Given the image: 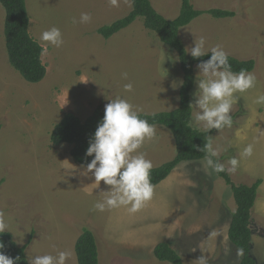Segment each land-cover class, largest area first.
Here are the masks:
<instances>
[{"label": "rangeland", "instance_id": "rangeland-1", "mask_svg": "<svg viewBox=\"0 0 264 264\" xmlns=\"http://www.w3.org/2000/svg\"><path fill=\"white\" fill-rule=\"evenodd\" d=\"M149 1L166 20L180 12L181 0ZM25 4L28 33L43 48L46 76L38 84H28L9 65L5 11L0 5V211L19 246L32 233L25 250L28 264L37 255L74 253L84 229L96 238L99 264H168L153 256L161 242L169 243L183 264H199L200 257L207 264H239L241 253L227 239L235 210L231 190L206 159L179 164L135 213L126 207L100 212L93 205L106 198L110 186L100 181L97 187L92 174L73 162L70 146H53L49 141L63 115L72 113L84 121L99 104L105 109L116 98L128 100L138 114L176 109L183 80L176 53L146 30L141 18L107 40L96 33L126 16L130 0H118L116 7L110 0H25ZM191 4L199 11H229L233 17L203 14L180 29L186 52L203 36L206 51L220 45L227 56L254 61L256 87L235 94L232 126L213 129L211 136L218 152L215 158L222 157L226 170L231 158L240 161L236 172L227 171L233 184L262 180L251 211L249 255L256 264H264V105L254 103L258 94H264V0H191ZM81 13H89L91 21L79 23ZM52 27L60 29L64 44L47 45L45 50L40 36ZM123 72L128 73L127 80L121 78ZM197 75L195 65L191 103ZM129 82L133 91L125 92L123 85ZM197 111L192 108L191 121ZM190 126L206 132L203 124ZM145 143L151 151L156 144V167L175 156L173 138L164 127L156 126V140ZM249 144L253 155L241 157ZM66 264H77L75 254Z\"/></svg>", "mask_w": 264, "mask_h": 264}, {"label": "trees", "instance_id": "trees-1", "mask_svg": "<svg viewBox=\"0 0 264 264\" xmlns=\"http://www.w3.org/2000/svg\"><path fill=\"white\" fill-rule=\"evenodd\" d=\"M130 1L131 10L126 16L98 28L96 33L102 39L107 40L128 28L136 19L141 18L143 27L155 33L162 44L176 53L183 76L176 109L152 115L138 114L141 119H146L150 124L166 128L175 145L174 158L151 169V183L156 187L166 180L179 164L204 160L206 156L203 151L204 144L207 142V137L214 133L213 130L200 132L191 128L192 108L189 106L190 92L194 85V67L201 60L209 59L211 54L208 53L204 57L193 59L191 55L187 54L180 40L179 31L203 14L214 19H227L233 17V13L220 9L199 11L193 8L191 0H181L178 16L173 20H166L153 9L149 0ZM0 5L5 11L3 36L8 63L25 82L38 84L46 76V67L42 62L43 48L28 33L29 18L25 0H0ZM228 62L234 72H239L241 69L251 72L254 68L253 60L242 61L228 56ZM103 115L102 104H99L84 121L72 113L63 115L50 133V143L53 146H70V156L73 162L86 168L87 163L93 158L85 155L89 139L94 134ZM198 148L200 150H197ZM214 159L222 161V157ZM216 176L230 188L235 205L227 230V239L241 253L239 264H256L249 255L250 219L262 180L258 179L251 185H235L229 178L227 170L216 173ZM32 238L31 233L28 242L19 246L10 233H0V243L4 245L0 251L13 259L18 257L16 264H28L25 250ZM74 254L77 264H99L97 241L91 230L84 229L78 236L74 244ZM153 256L159 262L183 264L178 253L166 242H161L154 247Z\"/></svg>", "mask_w": 264, "mask_h": 264}, {"label": "clouds", "instance_id": "clouds-1", "mask_svg": "<svg viewBox=\"0 0 264 264\" xmlns=\"http://www.w3.org/2000/svg\"><path fill=\"white\" fill-rule=\"evenodd\" d=\"M113 7L118 6V0H110ZM89 13H81L79 23L91 21ZM77 21H73L76 23ZM40 40L47 45L60 48L64 44L59 28L52 27L41 33ZM206 38L201 36L194 41V46L187 49V53L193 59L204 57L209 52L210 58L201 60L196 65L198 75L196 79L197 91L193 94L194 103L189 104L198 111L195 114L194 123L203 124L206 131L221 130L231 127L233 120L230 115L233 104L236 102V93H244L256 87V76L241 69L234 72L228 62V56L220 45L205 50ZM121 78L128 79V73H121ZM182 84V82H181ZM125 92L133 91L131 82L123 85ZM257 105H264V94H258L254 100ZM155 125L146 119H141L138 111L126 99L116 98L105 105L104 115L98 123L94 134L89 139L85 155L93 157L86 165V171L94 177L96 186L103 181L110 186L106 191L108 195L101 202L94 203L93 208L103 212L106 208L113 209L126 207L130 213L140 210L145 203L151 200L154 186L151 183L150 172L152 162L145 158V154L139 149L146 140H151L155 135ZM213 137L209 135L204 144L207 166L216 173L226 171L223 163L219 162L218 152L213 148ZM197 150H200L198 148ZM253 145L244 147L241 157H251ZM231 165L227 171L236 172L240 161L231 158ZM8 223L5 213L0 211V233L7 232ZM0 243V249H3ZM71 251H59L53 255H37L29 260V264H66L73 257ZM16 259L5 255L0 251V264H16ZM199 264H207L205 258H199Z\"/></svg>", "mask_w": 264, "mask_h": 264}, {"label": "crops", "instance_id": "crops-1", "mask_svg": "<svg viewBox=\"0 0 264 264\" xmlns=\"http://www.w3.org/2000/svg\"><path fill=\"white\" fill-rule=\"evenodd\" d=\"M155 128H156V126H155ZM163 139V138H162ZM166 139H168V137L166 138ZM152 140H156V131H155V135H154V137L152 138ZM170 140V139H169ZM155 143H156V141H155ZM147 151V152H146ZM139 152H142V153H144L145 154V158L146 159H148V160H150L151 162H152V165H153V167H152V169L153 168H156V144H155V146H154V149L151 151V150H149L148 148H146V143L145 144H143L142 145V147L139 149ZM157 161H158V158H157Z\"/></svg>", "mask_w": 264, "mask_h": 264}]
</instances>
